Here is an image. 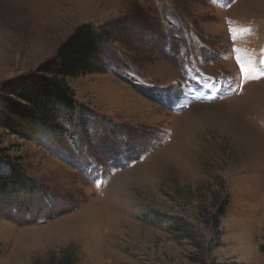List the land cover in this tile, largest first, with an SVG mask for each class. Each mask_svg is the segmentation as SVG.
I'll return each mask as SVG.
<instances>
[{
	"label": "rangeland",
	"instance_id": "rangeland-1",
	"mask_svg": "<svg viewBox=\"0 0 264 264\" xmlns=\"http://www.w3.org/2000/svg\"><path fill=\"white\" fill-rule=\"evenodd\" d=\"M83 24L76 113L0 130V264H264V0H0V98Z\"/></svg>",
	"mask_w": 264,
	"mask_h": 264
},
{
	"label": "trees",
	"instance_id": "trees-1",
	"mask_svg": "<svg viewBox=\"0 0 264 264\" xmlns=\"http://www.w3.org/2000/svg\"><path fill=\"white\" fill-rule=\"evenodd\" d=\"M109 36L105 27L78 26L59 45L55 55L39 65L31 78L3 91L0 98V130L28 138L40 131L60 128L57 115L64 111L70 116L79 108L67 78L92 69ZM25 187L26 178L20 171L14 167L8 172L0 170L1 195L6 196L10 191L18 192ZM142 219L152 224H164L167 230L192 239V226L179 216L164 215L146 208ZM259 249L264 253V244ZM211 264L232 263L212 261Z\"/></svg>",
	"mask_w": 264,
	"mask_h": 264
}]
</instances>
